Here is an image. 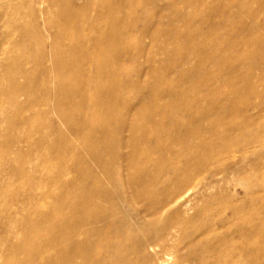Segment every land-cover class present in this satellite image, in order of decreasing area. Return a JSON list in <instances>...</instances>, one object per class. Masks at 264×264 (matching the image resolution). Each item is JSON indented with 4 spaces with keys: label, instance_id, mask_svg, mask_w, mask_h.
<instances>
[{
    "label": "rangeland",
    "instance_id": "rangeland-1",
    "mask_svg": "<svg viewBox=\"0 0 264 264\" xmlns=\"http://www.w3.org/2000/svg\"><path fill=\"white\" fill-rule=\"evenodd\" d=\"M71 233L264 264V0H0V264H68Z\"/></svg>",
    "mask_w": 264,
    "mask_h": 264
},
{
    "label": "bare ground",
    "instance_id": "bare-ground-1",
    "mask_svg": "<svg viewBox=\"0 0 264 264\" xmlns=\"http://www.w3.org/2000/svg\"><path fill=\"white\" fill-rule=\"evenodd\" d=\"M58 1V0H57ZM92 1V0H91ZM97 2V1H96ZM244 6V5H243ZM247 6V5H246ZM246 6L245 7H243V8H246ZM242 8V9H243ZM122 9V8H121ZM249 11H251L249 8H247ZM244 10V9H243ZM242 11V10H241ZM256 12H253L252 11V14L254 15ZM244 14V13H243ZM247 14V13H246ZM245 15V14H244ZM243 15V16H244ZM250 15V14H249ZM109 16H110V14H109ZM246 16V15H245ZM240 20H241V18H240ZM116 32V31H115ZM255 33H252L251 34V37L252 38H255ZM66 39V38H65ZM252 40V39H251ZM207 46H208V44H207V42H201V43H198L197 44V46H196V48L197 49H199V51H201V53L203 54V49H205V47L207 48ZM209 47V46H208ZM101 48H103V47H101ZM103 50H104V48H103ZM108 50V49H107ZM106 50V52H108V51H110V50H108L107 51ZM207 50V49H206ZM214 51H215V49H213V57H212V55L209 53L208 55H202V54H200L199 56H201V59H200V61L201 62H206V63H209V62H211L212 60H213V58H214ZM87 53V52H86ZM88 54V53H87ZM100 54H102V53H100ZM104 54V53H103ZM107 57V56H106ZM104 58V60L103 59H101L102 61H106V59L107 58ZM118 57V56H117ZM75 59V58H74ZM109 60V59H108ZM174 62V61H173ZM220 63H222L223 65L222 66H220V67H223V68H226V66H225V63L224 62H220ZM220 63H219V65H220ZM74 65L76 66V67H78V69L80 68L79 67V60L78 61H76V59H75V61H74ZM101 66L103 67V63L101 62ZM106 70L108 71V70H110L109 69V66H106ZM107 71H106V73H107ZM104 73V72H103ZM106 73H104V74H106ZM118 83V82H117ZM116 85V84H115ZM114 85V86H115ZM116 87H117V85H116ZM252 88V87H251ZM155 113H160L161 114V108L160 107H157V110H155ZM88 240V239H87ZM86 240V241H87ZM63 241V240H62ZM84 243H86V242H77V241H75L74 240V238L72 237V233H71V236H70V240H69V246H68V249L70 250V253L69 254H67V262H68V264H93V261L95 262L94 264H99L98 262H97V260H95V258H94V260L93 259H91L90 260V258H89V254H88V250L86 249V246L87 245H89V241H88V244L87 245H84ZM140 243V242H139ZM138 243V244H139ZM137 244V245H138ZM123 249V248H122ZM119 251H122L123 252V250H121V249H118ZM191 253H194V255H196L198 258H199V260H200V262H203L204 260H205V255L207 256V254H205V255H202L203 254V252L202 251H198V252H193V251H191ZM91 254H92V252H91ZM93 254H95V253H93ZM15 256V255H14ZM201 256H202V258H201ZM62 257H64V256H62ZM78 257H80L81 259H82V261L81 262H77L76 261V259L78 258ZM9 260V259H8ZM23 261H26V260H23ZM32 261L33 260H31L30 262H28V263H25V264H31L32 263ZM6 262V261H5ZM15 264H17V263H15ZM111 264H127V263H121V262H115V263H111ZM201 264H204V262L203 263H201ZM217 264H224V263H221V262H218Z\"/></svg>",
    "mask_w": 264,
    "mask_h": 264
}]
</instances>
